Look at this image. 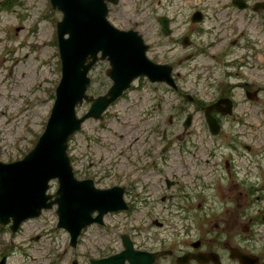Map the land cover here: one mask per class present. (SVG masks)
I'll use <instances>...</instances> for the list:
<instances>
[{"label":"flooded vegetation","instance_id":"af4514ba","mask_svg":"<svg viewBox=\"0 0 264 264\" xmlns=\"http://www.w3.org/2000/svg\"><path fill=\"white\" fill-rule=\"evenodd\" d=\"M102 2L110 25L136 33L146 46L147 59L162 66L160 81L146 78L147 86H132L109 108L130 99L132 91L143 93L142 110L134 121L138 124L129 126L139 129L141 123L153 122L149 131H161L160 140L155 135L149 139L144 131L153 146L139 153L134 147L126 156L134 157L128 159L133 165L142 162L143 174L160 175L175 149L173 180L162 175L153 183L156 188L176 187L175 209L174 196L164 191L159 201L165 204L166 216L151 222L159 232L129 223L128 232H101L95 255L80 248V238L75 248L68 246L75 253L72 259H64L63 250L57 256L61 260L47 264H90L122 252L121 264H264V0ZM109 87L97 85L89 94L102 95ZM128 101L134 108L140 102ZM109 108L96 129H103ZM99 139L102 148L105 139ZM121 152L118 156H125ZM88 159L86 150L82 180L94 181L88 176L94 163ZM116 160L112 158L111 168L119 163ZM108 169L97 171L109 175ZM148 182L134 187L147 188ZM94 184L102 189L121 186L126 194L123 185ZM148 198L137 193L126 200L129 219L142 207L151 209ZM136 199L140 205H134ZM166 218L181 229H171ZM145 254L153 260H142Z\"/></svg>","mask_w":264,"mask_h":264},{"label":"rangeland","instance_id":"374dc122","mask_svg":"<svg viewBox=\"0 0 264 264\" xmlns=\"http://www.w3.org/2000/svg\"><path fill=\"white\" fill-rule=\"evenodd\" d=\"M61 17L60 12L51 7L49 9L48 0H16L13 3L12 0H0L1 162L10 163L23 158L33 148L44 129L54 99L53 89L60 80V62L54 29ZM106 64L100 62L90 71L92 87L109 83L104 74ZM134 85L141 87L136 90H142L145 85L147 86L145 80L135 81ZM94 87L92 90L95 89ZM135 91L129 94L128 100L140 101L137 107L127 106L130 102L122 100L109 110L110 117L104 120L103 129H96L98 122L88 119L69 141L68 154L76 178L82 179V153L88 150L92 158L88 161L94 163L88 176L93 178L96 184L101 187L113 184L125 186L127 188L125 200H132L130 198L137 193L140 197L148 194L151 206L150 210L142 207L138 213L135 211L131 219L129 213L122 212L105 217L104 227L99 225L87 227L80 248L90 250L91 256L96 254L101 232H128L129 223L131 226L140 224L142 229L150 232H159L151 222L155 218L161 221L166 216L165 204L159 201L164 191L168 190L174 196L175 202L173 201L172 207L175 209L176 187L166 189L160 186L156 188L153 185L154 182L159 183L158 177L162 175L173 180V174L177 173L175 149L168 153L164 172L160 175L149 174L147 171L143 174L139 169L142 162L139 164L134 162L133 165V161L128 159L135 160L134 157L126 156L131 154L134 147L139 153L141 149L152 145L146 137L144 138V131L149 139L155 135L158 141L160 140L161 131L153 134L149 131L155 126L153 122L149 125L141 123L139 129L129 126L138 124L134 121L142 110L143 93ZM85 109L82 105L78 107L77 115L80 116ZM115 114H118V118L112 117ZM99 137L102 141L105 139V146L102 148L97 145ZM160 148L159 144L158 149ZM121 151L125 156H118ZM141 156L145 157L146 153ZM112 158L119 162L113 168L110 167ZM98 168H109V175L99 173ZM97 175L100 177L98 178ZM141 182L143 185L148 182L147 188L134 187L135 184L141 185ZM56 188V180L50 181L48 192L53 194ZM135 204L140 205L137 199ZM55 209L56 207H53L44 211L40 217L27 220L14 235L6 227L0 226V253H2L0 259L4 254L7 256V264H47L49 260H61L57 256L59 254L61 256L63 250H66L64 259H67L66 257L72 259L75 253L68 247L67 234L64 233L66 231L56 228ZM169 221L172 223L171 229H181L177 221L172 218ZM37 233H43V236L37 239L35 237ZM113 236L115 237V234Z\"/></svg>","mask_w":264,"mask_h":264},{"label":"water","instance_id":"95a60500","mask_svg":"<svg viewBox=\"0 0 264 264\" xmlns=\"http://www.w3.org/2000/svg\"><path fill=\"white\" fill-rule=\"evenodd\" d=\"M51 2L63 14L57 23L61 79L35 147L22 160L0 162V224L11 222L10 229L16 232L24 220L38 217L42 210L56 205L57 226L69 233L74 247L83 228L93 223L102 225L105 214L126 210L127 205L124 188L96 189L91 180L74 177L66 153L68 139L81 129L85 119L100 118L135 78L147 76L150 81H160L162 66L146 59V46L136 33L119 31L110 25L102 0ZM98 59L108 60L112 86L105 95L93 100L85 95L89 85L87 73ZM83 98L93 103L86 115L77 118L75 108ZM53 179L58 188L54 195H46L48 183ZM123 255L122 252L100 261L92 260L90 264H121ZM145 255L142 260H153V255ZM4 261L0 264H5Z\"/></svg>","mask_w":264,"mask_h":264}]
</instances>
